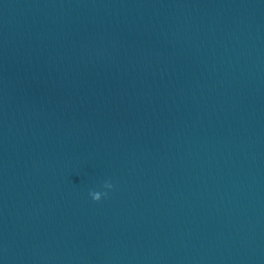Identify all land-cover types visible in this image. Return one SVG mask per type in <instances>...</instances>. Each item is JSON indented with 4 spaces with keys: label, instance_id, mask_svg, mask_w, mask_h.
<instances>
[{
    "label": "water",
    "instance_id": "1",
    "mask_svg": "<svg viewBox=\"0 0 264 264\" xmlns=\"http://www.w3.org/2000/svg\"><path fill=\"white\" fill-rule=\"evenodd\" d=\"M0 264H264V253L0 29Z\"/></svg>",
    "mask_w": 264,
    "mask_h": 264
},
{
    "label": "clouds",
    "instance_id": "2",
    "mask_svg": "<svg viewBox=\"0 0 264 264\" xmlns=\"http://www.w3.org/2000/svg\"><path fill=\"white\" fill-rule=\"evenodd\" d=\"M104 188L110 190V189L112 188V184H111V183H105V184H104ZM90 196H91V198H92V200H93L94 202H100L101 199H102V196H107V193H106V192H105V193L91 192V193H90Z\"/></svg>",
    "mask_w": 264,
    "mask_h": 264
}]
</instances>
